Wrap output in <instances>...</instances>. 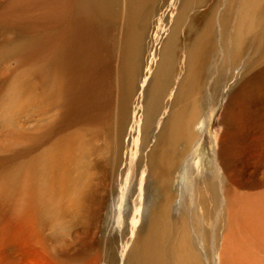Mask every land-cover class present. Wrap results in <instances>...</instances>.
I'll use <instances>...</instances> for the list:
<instances>
[{
	"label": "bare ground",
	"instance_id": "obj_1",
	"mask_svg": "<svg viewBox=\"0 0 264 264\" xmlns=\"http://www.w3.org/2000/svg\"><path fill=\"white\" fill-rule=\"evenodd\" d=\"M155 1L0 0V29L27 34L24 54L37 58L30 73L40 75L30 84L12 80L9 119L27 110L42 118L0 134V154L37 151L14 174L0 172V264H264V143H252L259 145L250 151L258 159L250 177L236 166L245 151L238 136L254 123L249 98L264 120V0H213L203 14L206 0H159L151 18ZM112 19L120 22L115 44L123 60L109 57L112 99L104 111L102 56L90 65L87 57L96 45L90 35L105 34ZM228 87L236 95L229 116H244L242 127L220 129L213 172H191L189 180L188 155L199 138L192 126ZM92 114L93 125L70 127ZM106 124L111 137L98 149ZM131 163L141 170L137 218L102 227L93 201L100 176Z\"/></svg>",
	"mask_w": 264,
	"mask_h": 264
},
{
	"label": "rangeland",
	"instance_id": "obj_2",
	"mask_svg": "<svg viewBox=\"0 0 264 264\" xmlns=\"http://www.w3.org/2000/svg\"><path fill=\"white\" fill-rule=\"evenodd\" d=\"M212 1L213 0H206V3H205L206 7L204 8L201 7L199 9V11L201 10L199 14H203V12L207 10V6L211 4ZM160 3L161 2L157 0L155 1L154 5H152V8L155 7V9H154V12L151 18L154 17L156 11L161 7ZM218 6L219 5H217V9L219 10L220 6L219 8ZM171 15L172 13L167 15L168 19ZM111 23L112 24L110 26V29L108 28L104 30L105 34L102 33L103 31L102 29L93 31V33L91 32L92 34L90 35L89 42L92 41L90 43L91 44L94 43L96 45L91 51H89V57H87V61H89L88 62L89 65L92 63V59L95 57L97 52H98L97 55L101 54L99 57L101 56L104 57V58L102 57L99 58L100 66H103L102 87H104L103 88V91H104L103 92L104 94V105L103 106L104 107L102 110L104 111L106 110L107 99L108 100L112 99V97H109V93H108L109 92L108 91V84H109V78H108L109 73L108 72L109 70H111V64H109V57L115 61L117 58H119V60L120 59L123 60L122 58L123 51H120L118 49L119 50L118 52L116 44H115V40L117 41V38H118V30H119V26L118 27L116 26L119 25L120 22L118 19H115V20L112 19ZM161 24H162V27L168 26L166 22H161ZM152 25L153 27L155 26L154 24ZM20 31H21L20 26H15L10 31L9 29H6V30L0 29V134L7 133L10 130L20 125H25L24 127L26 128H32L34 125H38L42 120L40 114L35 110H27L25 112H18L12 117V119H9V116L12 115V112H13L12 107H10V103L13 99L12 98V80L18 76H21V77L26 78L25 81L27 82L25 83L30 84L31 83L30 80H35V78L37 79L40 77V75L38 77V74L33 75L32 73H30L31 65L34 63L35 60H37V58H34V57L30 58L29 56L24 54V53H27V49L25 48V46H27L30 40L29 38L27 39L28 36L24 32L22 36H19V34H22ZM41 35H42L41 33L37 34L38 37H40ZM110 36L112 37V39ZM109 38H110V42L113 41V43L111 44L112 46L110 47L111 49L114 47L111 50V53H114V54H109L108 52L109 49H107L109 48ZM3 39H5V41H3ZM98 44H100L99 47H98ZM101 44L103 45V47L101 46ZM43 48H45V41L39 40V47L37 48L38 52L41 53L43 51ZM104 50H106L107 53ZM113 57H115L116 59ZM104 59H108V60L105 61ZM105 84H106V87L104 86ZM243 85L244 84L239 85L238 89L241 88ZM43 88H44V85H40L36 88V90L39 92ZM229 88L230 87H228L227 90L225 88L223 89L222 99L217 100V102H215V108L213 109L212 114L211 112H209V105L208 104L203 105V107L201 108L202 114L200 115L197 124L195 126H192L194 135H199V138L194 144V146L191 148L189 155H188V163H187L186 172L188 174L189 180L191 179V172H194L195 176L207 173L210 169L213 172L214 168H211V166H213L214 164L213 158H214V153H215V147H213L212 141L216 143V138L218 136L219 130L224 129L226 131H232L237 126L242 127V120L244 116L242 117L241 121H233L231 120L229 116V112L233 109L232 105L235 104V99H236V95L231 94L229 91L230 90ZM249 106H253L255 108V111L252 114L254 118V123L252 125V128L247 133L242 128L243 131L238 136L239 146H243L245 150L242 153L241 158L236 163L237 169L240 170L242 173V176H241L242 179H246L250 177V175L253 173L252 163L254 162V160H258L257 158H253L250 153L251 149L255 145H259V144H252L253 141H255V139H260L262 143H264V120H262L261 118V115L263 114L261 107L259 106L258 103H253L251 98H249ZM238 107L239 109L240 108L242 110L244 109L243 106H241L240 104L238 105ZM107 113L109 116V112ZM88 119L86 120L87 122L80 121V120H74L72 122L73 126L71 125L70 127L72 128L75 126L80 127L79 125H77V121H79L80 123L84 125H93L95 123V121L93 120V114H92V120H88ZM138 120H139V124H141V117H139ZM130 124H131V119L128 123V128ZM139 126L140 125H138V127L136 128L135 133L137 132V130L138 132L142 131L141 127ZM105 127L106 129L102 128V132L98 136V141H97L98 149L102 148L103 146L105 147L104 144L106 142V139L111 137L109 133L110 131L107 130L108 128L107 124ZM126 141L128 142L127 137H126ZM34 142L40 143L38 140ZM247 142H250L251 145L246 146ZM42 143H45V142H42ZM132 147L133 148L139 147V137L137 138V142L132 144ZM30 149L31 151H28V150L25 151L22 148H20V150L19 148H17L11 153L9 152L5 154H0V172L4 168L7 167L9 169V172L10 173L12 172V174H14L15 170H13V167L17 163L18 165H20V163L24 159L34 156L35 153L37 152L36 150L33 151L31 147ZM30 153H32V155ZM107 157L109 156L107 155ZM132 157H133V162L137 160V155H134V152L132 153ZM120 159L121 158H119V160ZM99 166L101 168H104L102 167V165H99ZM140 174H141V170L135 169L134 163H131L129 168L127 166L123 168L119 164L109 165L104 170V172L101 174L100 182H103V181L105 182L104 184L99 185L93 197V201H94V208L95 210L98 211L97 221H102L101 222V225L103 224L102 227H104L105 224L115 225L114 221H122V224H123L125 221L130 220L133 217L137 218L136 211L138 210V203H139L138 198H139V192H140V176H141ZM4 178L5 177L0 176V182L3 181ZM105 189L107 190V192L112 193V196L110 198H109V195L106 196V194H105V197L103 198V191ZM27 237L29 241L31 242V244L33 245L36 244L37 242L36 238L32 234L29 233ZM104 238H105L104 230L99 231L97 245H100L104 241ZM105 244L108 245L109 241L107 240ZM98 256H99V252H98ZM117 256L119 257L118 252H117ZM119 264H123V261H120Z\"/></svg>",
	"mask_w": 264,
	"mask_h": 264
}]
</instances>
